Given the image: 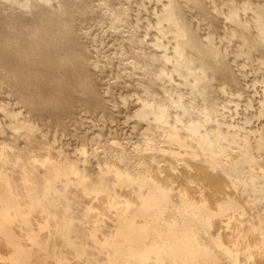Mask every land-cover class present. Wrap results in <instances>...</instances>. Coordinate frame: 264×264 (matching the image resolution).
Returning a JSON list of instances; mask_svg holds the SVG:
<instances>
[{
  "label": "bare ground",
  "instance_id": "1",
  "mask_svg": "<svg viewBox=\"0 0 264 264\" xmlns=\"http://www.w3.org/2000/svg\"><path fill=\"white\" fill-rule=\"evenodd\" d=\"M86 1L89 2L88 0H0V78L8 85L7 87H10L9 89L14 93L12 96L20 97L24 105L26 103L29 105L28 108L31 107L32 112L38 115L37 119H40V114L49 117L51 122L46 127L51 131L54 126H62L61 124L67 120H72L73 107L78 101L94 99L97 105L101 106L105 102L100 100L99 93L97 90L96 93L93 86V77L95 79L93 73L95 70L98 72V67L94 69L91 66L94 69L93 77L88 74L91 72L87 59L90 51L86 53L85 49L76 45L79 41V37L78 40L76 39V31L80 30L79 23L73 18L66 23L63 21L65 24L59 22L68 17L74 9H78L82 15H87L86 9L89 8ZM115 1L120 4L119 0ZM104 3L108 5V2ZM110 5L108 6L111 8ZM100 7L98 8L101 9ZM162 7L163 9L160 7L162 11L154 16L156 19L153 26L155 25L159 31L162 40L168 41L166 43L171 49L169 48L168 54L159 56L167 61L166 65H170L171 72L180 77L176 76V78L187 84L201 99L202 105L198 107L203 114L201 117L210 119L213 114L207 112L205 106L217 94L218 88L214 87L215 80L220 77L226 82L238 84L222 63L223 53L217 45L221 31L220 23L228 21L232 38L238 34H242V37L244 35L245 41L243 46L240 43L242 46L239 47L240 53L246 56L251 51L255 52L252 61L264 66L263 0H166L165 6ZM246 8L254 11L252 21L238 16V12ZM115 9L117 11V7L113 8V11ZM187 11H196L204 19V23L209 25L208 36L198 44L194 42L195 33L188 23ZM49 13H52V17L55 16L56 19H48ZM98 15L97 17L101 18V14ZM35 16L40 20L36 25L31 23ZM111 20L113 22V19ZM9 22H14V25L11 26ZM250 24L255 27V36L251 35L252 32L248 34ZM45 27L49 29L48 32L45 31ZM149 29L155 28L149 27ZM162 40L160 42L163 45ZM140 61L137 60L138 63ZM140 65L144 64L140 63ZM171 76L174 77L173 74ZM153 82L152 84L148 82L151 84L149 91L161 94L160 87L155 84L157 81L154 84ZM46 98L48 99L44 100ZM143 102L142 108L139 106L140 111L150 112V117L152 116L156 124L153 125L156 128L152 126L153 131L150 129L151 137L160 134L159 136L168 138L172 145H168L172 147L169 150L173 149L179 155L182 154L184 160L192 167L191 171H187L195 180H199L198 183L201 181L203 187L200 184L197 187L185 185L186 187L177 190L169 184V177L165 182L163 180L161 182L157 177L158 173L151 170L150 173L139 172L138 175L135 173L131 175L129 172L120 173L116 168L113 173L117 180L111 185L104 183L100 176L86 177L81 170L82 162L79 160L76 162L74 157V159L68 157L59 146L56 147L57 153L52 155V147L46 139L45 132L40 130L35 133L33 130L36 128L34 113L32 117L35 119L28 114L29 109L27 114L17 116L19 113L16 115L9 111L8 107L7 109L1 107L3 115L7 116L6 122L11 128L14 127L12 141L4 144L0 142L2 145L0 160L5 163V166L0 168V256L6 264H258V262L264 264V228L262 224L256 222L255 214L247 215L250 212L248 198L246 199L245 196L246 201H244L241 197L243 200L240 201V195L235 190L237 186L232 185L230 181H227V184L230 183L228 185L230 188L227 187L228 191L223 185L220 186L226 191L225 193H222V188H218L221 195L211 194V198L207 195L214 190L213 181L220 182L219 178L223 180L225 175H231L236 166L240 169L241 159L238 152L234 149L229 151V159L221 156L211 157L208 152L218 142L204 131L192 128V125L189 128L186 125L188 130H184L168 122L164 105L154 106L147 100ZM18 104L20 105V102ZM103 106L107 105L103 104ZM140 111L137 112L138 115ZM186 111L185 113L188 114L187 108ZM212 121L214 122V119ZM202 122L204 124V121ZM5 124L7 127V123ZM66 124L63 125L66 127ZM1 126L0 124V128ZM38 127L41 129L40 126ZM254 135L255 141L254 137L251 138L252 140L240 138L241 148L247 146L248 150L254 145L264 147V128L257 130ZM49 136L47 137L51 140ZM151 137L148 138L151 140ZM18 138L24 139L25 147L22 146L21 151L12 150L11 143ZM215 138L217 139V136ZM230 140L234 142V139ZM253 141L254 144H251ZM56 145L54 144L53 147ZM165 147H160L156 152L151 150L154 153L149 149V159L154 154L163 158L168 157V149ZM171 159L172 156L166 160ZM261 162L264 164V161ZM258 163H255L256 167H259ZM152 165L155 166L154 163ZM260 169L259 172L262 173ZM256 170L258 171V168ZM175 174H178L177 171ZM244 174L246 175V172ZM180 176L182 177V174ZM175 177L179 178L177 175ZM246 177L241 185L246 183L250 189L251 184L248 182L250 179L247 177V180ZM179 179L182 181L183 178ZM224 182L226 185V181ZM192 185L195 184L192 182ZM203 190L205 192L207 190L208 193ZM214 192L220 193L215 190ZM207 197L210 199L208 200ZM210 200H214L213 209L210 208L213 212L207 218H196L194 216L196 210L200 206L208 205ZM167 209H174L181 217L167 219L164 215ZM83 220L89 221V224H82ZM217 225L222 227L223 232L216 228ZM214 228L216 231L219 229V232H215ZM206 233L209 234L207 238L203 236ZM208 241L210 243H207ZM91 243L97 248L95 254L89 252L88 245ZM99 253L105 256L104 259L95 258ZM222 258H225V261Z\"/></svg>",
  "mask_w": 264,
  "mask_h": 264
},
{
  "label": "rangeland",
  "instance_id": "2",
  "mask_svg": "<svg viewBox=\"0 0 264 264\" xmlns=\"http://www.w3.org/2000/svg\"><path fill=\"white\" fill-rule=\"evenodd\" d=\"M88 1L90 3L87 1L86 2H87L89 9H86V10L88 12L87 15H89V17H87V15H82V13L78 9L76 10L74 9L69 13L70 15H68V17L60 20L59 22L65 24L67 20H71L73 18L76 21V23H79L78 28L80 30L76 31V39L78 40L77 37H79V41L76 43V45H78L79 47L81 46L82 49H85L86 53L90 51L89 53L91 55L92 54L95 55V56L93 55L94 56L93 57L89 53L88 55L86 54L87 56H89V58L87 59H88V63H90V66L88 65V68L89 70H91V72L88 71L89 72L88 74L92 76L93 70L95 68L97 69L98 67V72L95 70L93 73V76H95V79L92 76L93 83H94L93 86H94L95 91L96 90L98 91L100 100L101 101L105 100V102L103 101L102 102L103 104H106L107 106H103V104H102L103 107L101 105H97L94 99H85V100L78 101L76 105L73 107V112H72L73 118H71L72 120H67L66 122L63 123V124L67 123L66 127L65 125L61 124L62 126H64V128L58 125V126H54L52 128L53 131H51L47 129L48 125L50 124L49 122H51L49 117L46 116L45 114H40L41 115V116L39 115L40 119H37L38 115H36L34 111L32 112L31 107L28 108L29 105L28 104L26 105V103L24 105L23 103L24 101H22L20 97L19 98L15 97V95L12 96V94L14 93L11 91V89H9L10 87H7L8 85L0 78V81H1L0 82V105H1L0 106V124L2 125L0 128V142L2 144L11 142L12 132L14 131V127L11 128L8 122H6L7 116L6 114L3 115L4 112L1 111V107L6 108V109L8 107V110L12 111L16 115L19 113L17 116L27 114V111L29 109L28 114L31 115V117L32 116L34 117V115H36V119L32 117L33 119H35L34 120L35 123L37 122L35 124L32 121V123H34L35 125L34 127H36V128H33V130L35 133L40 132V130L41 132H45L46 139L47 141H49L52 147L51 148L52 155L57 153L56 147L59 146V148L63 151L64 154L66 155L68 154L67 155L68 157H72V159L75 158L74 160L76 162L78 160L82 162V164L80 163L81 170L83 171V174L86 177L99 178L100 176L102 177L101 179H103L104 183H106L107 185H111L113 184V182L115 183L117 180L116 175L114 176V173H113V171H116L114 170L116 168L118 169V172L120 173L129 172L131 175H134V173L135 175H138L140 174L139 172L150 173V170H151V171H155L158 173L157 177L161 182L162 180L163 182H165L166 181L165 179H168L167 177H169V181H168L169 184L173 186V188H176L177 190L181 189L182 187H186V186H196L197 187L199 186V184L200 186L203 187L204 184L201 183V181L200 183H198L199 180H195L194 177H192L189 174L188 171L189 170L191 171L192 167L184 160V157L182 156V154L179 155L176 151H173V149L172 151L171 149L169 150V148H172V147L170 146L168 147V145H171V142L169 141L168 138L166 137L164 138V136H159L160 134L155 135L154 137L153 136L151 137L150 134L154 130L153 128H156V126L154 127L153 125H156V124L153 121L154 119L152 118V116L150 117L151 115L150 112H148L147 110H145V113H143L144 110L143 112L140 111L142 106L144 105L141 103L147 100V101L152 102L154 106L161 104V105H164L165 107L166 120L168 122H170L173 125H177L184 130H188L190 125H192L193 126L192 128L195 127L194 129H198V131H202V132L204 131V133L209 135V137L212 138L215 142H218V144L215 143L216 146L213 145L210 151L208 152V154L211 157L221 156V157H226L227 159H229V156H228L229 151L231 150L233 151L234 149L235 152H238V155H240L239 158L241 159V163L239 165V167L241 166L240 169L238 168V166H236V168L234 169L231 175L229 176L225 175L227 179H224L225 177H223V180L219 178L221 183L217 181H213L212 184L215 187L218 186V183H220L218 187L216 188L214 187V190L216 192H220L218 188H220V186L223 185L224 189L228 191V188H230V186L228 185H230V183L232 185H236L237 189L235 190L236 192L238 191V194L240 195V196L237 195L240 198L238 199L241 201L245 198V196H246V199L248 198L247 202H248V209H250V212H248L247 210L248 212L247 215L248 214L250 215V213L252 215L255 214L256 216L255 220H257L256 222H259L260 224H262L264 228V168H263L264 164L263 162H261V161H264L263 159H261V158H264V156H262V154L264 155L263 153L264 147L262 146L260 147V145H258L259 147L258 148L257 146L254 145L256 151L254 150V147L252 148L248 147L250 149V150L248 149L249 151L247 150V146H242L243 149L241 148L242 140H245L247 138L248 140H252L251 138L254 137L253 140L255 141L256 137L254 134L256 133V131L260 130V128L262 129V127L264 128V66L260 64H256L252 61L251 58L255 55L254 54L255 52L251 51L253 54L249 52V54L248 55L246 54V56L240 53V48L243 46L244 41H245L244 35L242 37V34L240 35L238 34L237 36L239 38L237 36L232 38V34H230L229 32L230 24H227L228 21L227 22L221 21L220 23L221 31H219L218 44H217L218 49L221 50V52L223 53V57H222L223 66L228 72H230L233 75V77L236 79V82L238 84L236 85L232 82H226L220 77L217 78V80H215L214 87L218 88L216 89L217 94L213 96L210 102L206 104L205 106L206 111L209 112L210 114H213L211 118L209 119L203 116L201 117V115L203 114H202L201 109L198 108L199 105L200 107L202 105V102L200 101L201 99H199V97H197L192 92V90L187 84L181 82L182 80L179 81L180 79L178 80V78L180 77L177 74L172 73L170 65L169 64L166 65L167 61H164L160 57L162 54H168L169 53L168 51H170L171 48H170V45L166 43L168 41L162 40V38L160 37L159 31L156 29L155 25L153 26V24L155 23L154 21L156 19L154 17L155 14L158 13L159 11L160 12L162 11L161 8L163 9L162 6H165L166 0H163V1L161 0L160 1L159 0H140V1L139 0L138 1L137 0H119L120 2V4L118 3L119 9H118V4L116 3L117 1L114 2V0H108V1L103 0V2L101 0L100 1L93 0L92 2L90 0ZM104 2H108V5L112 3L113 6L111 4L110 5L111 8H110L108 5H106L107 3L105 4ZM109 2L111 3L109 4ZM160 2L162 4H160ZM92 4L94 5L93 7H92ZM115 6L117 7V11L115 9L114 10L115 13L113 14L114 12L113 8H116ZM98 7H100L102 10L99 9ZM263 8H264V0H263ZM90 9L91 10L94 9L95 13H94V10L91 11ZM98 9L101 10L102 13ZM246 9L249 10V11L247 10L248 13ZM246 9H244V11L243 10L240 11L241 13L238 12V16L243 19L252 21L253 20L252 16H253L254 11L251 8H246ZM71 14L74 17H72ZM98 14H101L100 16L101 18L97 17L99 16ZM115 14H116V17L113 18ZM186 14H187L188 23L195 33L194 42L198 44L200 43V41L204 40V38L208 36L209 25L207 23H204V19L201 16H199L196 13V11H187ZM119 15L123 17L121 18V16ZM52 16H53L52 13H49L47 15L48 19H51V20L56 19L55 16L54 17ZM102 17H105V19ZM124 17H125V20H124ZM85 18H88V20ZM33 19L31 20L32 24L36 25L40 23V20L38 17L35 16ZM106 19H109V20L106 21ZM111 19H113V22ZM104 20H105V23L103 24ZM108 21L111 24H109ZM9 24L13 26L14 22H9ZM191 24L193 25V27ZM81 25L83 26L81 27ZM251 25L252 24H250V26ZM149 27L150 28L154 27L155 29H149ZM225 30H228V31H225ZM248 30H249L248 34L252 32L251 35L255 36L254 34H256V30L254 26L249 27ZM45 31L48 32L49 29L45 27ZM198 31L199 33H197ZM161 40L164 41L163 43L165 45L164 44L162 45V42H160ZM158 43L160 44V46L158 45ZM240 43L242 46H240ZM83 44H85L84 45L85 47L83 46ZM88 45L90 46L88 47ZM89 49H91L92 52ZM144 53L146 55H144ZM241 55L244 56V58ZM137 60L138 61L141 60L140 63L144 64L143 65L144 67L140 65V63H138ZM145 60L148 62L149 66H147L148 64H146L147 62ZM148 60H150V62ZM248 60L252 61V63ZM143 61L145 62L143 63ZM91 66L94 69H92ZM172 74L175 77V79H173L174 77L171 76ZM235 74L238 76V78ZM176 76L178 78H176ZM150 79L153 80L154 82L157 81V83L155 84H158V86L160 87L162 91V93L159 94L161 95V97L158 94L152 93V91H149V87L153 82V81L151 82ZM145 81H148L151 84L149 83L150 84L149 85L148 82L145 83ZM1 89H2V92H1ZM9 92L11 93L10 95H9ZM47 99L48 98L44 100H47ZM18 101L20 102V105L18 104L19 103ZM3 104L5 107L2 106ZM187 105H189L190 107L188 108ZM139 106L141 108H139ZM186 108L189 111L188 114L185 113L187 112ZM15 109H17L18 112ZM138 111H140L139 115L137 114ZM32 113H34V115ZM197 113L198 114L200 113V114L198 115ZM202 118L203 119L205 118L206 121L203 120ZM181 119L183 121H181ZM213 119H214V122L212 121ZM43 120H44V123H43ZM202 121H204V124ZM210 121L212 122L210 123ZM5 123H7V127ZM193 123H197V124L199 123V125L193 124ZM186 125L188 126V128H186ZM209 125H212V126H209ZM38 126H40L41 129H39ZM150 129L151 130L153 129V130L150 131ZM209 131L211 132L209 133ZM228 131L231 133H229ZM216 132H219V133H216ZM147 133L149 136L147 135ZM47 136H49L51 140H49ZM215 136H217V139L215 138ZM227 136L229 137V139ZM148 137H151V140ZM230 139H234V142L233 140L231 141ZM236 140L239 142H237ZM254 141L251 144H254ZM54 144L55 145L57 144V145L53 147ZM217 145H219L218 148L220 150L217 148ZM22 146L23 148L25 147V141L23 138H18L11 143L12 150L21 151L23 150ZM165 146L168 149L167 155L169 156L166 158H163L162 156L154 154L150 158L152 159L150 161L149 156H148L150 151L152 150L156 152L157 149H159L160 147H165ZM226 147L228 149H226ZM244 147H246V149ZM1 148H2V145L0 146V151H1ZM149 149L150 151L148 153ZM222 150H223V153H222ZM251 150H253V152H257L258 154L255 155V153L252 152L253 153L252 155ZM224 151H226L227 154ZM258 151H261V152L263 151V152L261 153ZM213 152L216 155L213 154ZM260 153L261 155H259ZM77 155L81 157L83 156L82 157L83 159L81 157H78ZM171 156H172V159H171L172 161L166 160L168 158L170 159ZM76 157L80 158L81 160ZM256 161L259 162L258 163L260 164L259 167L262 170L259 167H256V164H255L257 163ZM153 163L155 164V166L152 165ZM4 166H5V163H3V161L0 160V168ZM166 166L167 167L169 166V168H167ZM164 167H166L167 170ZM255 168L256 169L258 168V171ZM182 169H185V171ZM259 169L261 170L262 173L259 172ZM97 170H99V172ZM165 170L167 171V173ZM178 170L182 172L180 173V171ZM249 170H252V171H249ZM135 171L136 172L138 171V173H136ZM176 171L178 174L179 173L180 174L179 175L175 174ZM244 171L246 172V175L244 174L245 173ZM184 172H186V174ZM170 173L171 175L172 174L174 175L171 176ZM258 173L260 174L256 175ZM181 174H182V177L180 176ZM176 175L177 177L180 176L179 178L181 179L183 178L182 181L179 178H176V177L174 178V176ZM246 176L250 180H248ZM245 177L252 186V187L250 186V189L246 185V183L245 185H241ZM224 181H226V185ZM227 181L228 182L230 181V183L227 184L228 183ZM182 182L184 185L183 184L181 185ZM192 182L195 185H192ZM205 189H206V186H205ZM224 189L223 188L221 189L223 190L222 193L226 192L224 191ZM239 189H240V193H239ZM214 190L210 194L208 193L207 190L206 192L208 194L205 192V190L203 191L210 198H211L210 196L211 194L213 195L218 194L217 196L221 195V192L215 193ZM208 197L207 199L209 200L210 198ZM244 201L246 200L244 199ZM210 202H212L211 205H210ZM210 202L208 205L205 204L204 206H200L199 209L196 210V213L194 216H196V218H201V219L207 218L213 212L212 205L214 204V200H210ZM251 208L252 209L255 208V209L252 210ZM251 210L255 211V213L252 212ZM164 215L167 219H172L175 216L181 217L180 215H178V213L174 209L165 210ZM82 224L87 225L89 224V221L83 220ZM216 228H219L220 232H223L222 227L220 228V225H217ZM219 229H217L218 232H219ZM214 230L215 232H217L215 228ZM225 232H227V230ZM103 233L106 234L105 231H103ZM203 236L207 238L209 237V234L206 233V234H203ZM151 238L153 239V236ZM199 238H202V236H199ZM207 243H210V241H208ZM88 249H90L89 252L92 251L93 254H95L94 252L97 251L95 250L97 248L92 243L88 245ZM104 257L105 256L101 253L95 255V258L99 260L104 259ZM222 260L225 261V258H222ZM0 261H1L0 263L6 264L4 262V259L1 258V256H0ZM260 263L258 262V264Z\"/></svg>",
  "mask_w": 264,
  "mask_h": 264
}]
</instances>
